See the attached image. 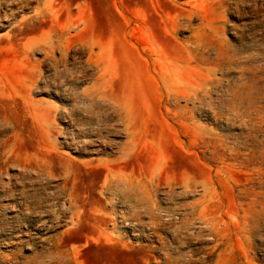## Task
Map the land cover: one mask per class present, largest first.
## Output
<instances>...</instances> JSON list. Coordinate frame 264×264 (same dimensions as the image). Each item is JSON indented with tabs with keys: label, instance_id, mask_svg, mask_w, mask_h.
Here are the masks:
<instances>
[{
	"label": "rangeland",
	"instance_id": "1",
	"mask_svg": "<svg viewBox=\"0 0 264 264\" xmlns=\"http://www.w3.org/2000/svg\"><path fill=\"white\" fill-rule=\"evenodd\" d=\"M181 263L264 264V0H0V264Z\"/></svg>",
	"mask_w": 264,
	"mask_h": 264
},
{
	"label": "bare ground",
	"instance_id": "2",
	"mask_svg": "<svg viewBox=\"0 0 264 264\" xmlns=\"http://www.w3.org/2000/svg\"><path fill=\"white\" fill-rule=\"evenodd\" d=\"M168 79H170V76H168ZM175 80V79H174ZM181 264H183V263H181Z\"/></svg>",
	"mask_w": 264,
	"mask_h": 264
}]
</instances>
